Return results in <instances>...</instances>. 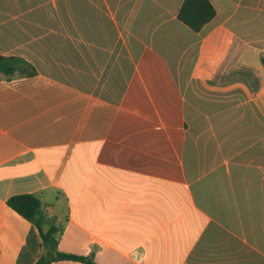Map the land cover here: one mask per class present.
<instances>
[{"label": "crops", "instance_id": "obj_1", "mask_svg": "<svg viewBox=\"0 0 264 264\" xmlns=\"http://www.w3.org/2000/svg\"><path fill=\"white\" fill-rule=\"evenodd\" d=\"M209 1L0 0V264L42 253L27 193L97 264H264V0Z\"/></svg>", "mask_w": 264, "mask_h": 264}, {"label": "trees", "instance_id": "obj_2", "mask_svg": "<svg viewBox=\"0 0 264 264\" xmlns=\"http://www.w3.org/2000/svg\"><path fill=\"white\" fill-rule=\"evenodd\" d=\"M216 15V10L209 0H184L179 11V19L194 31H200ZM264 64V55L262 57ZM25 63L14 57L0 55V79H11L17 74L23 75ZM100 95V92H96ZM10 208L28 220L41 238L42 253L34 264H52L56 261H80L97 264L94 256H78L65 253L59 249L60 238L64 228L49 218V211L35 194H17L7 200Z\"/></svg>", "mask_w": 264, "mask_h": 264}]
</instances>
